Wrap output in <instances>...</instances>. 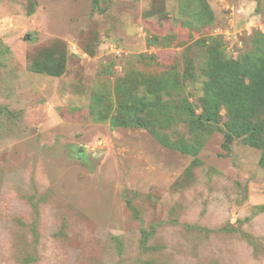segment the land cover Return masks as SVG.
Returning <instances> with one entry per match:
<instances>
[{"label": "rangeland", "instance_id": "obj_1", "mask_svg": "<svg viewBox=\"0 0 264 264\" xmlns=\"http://www.w3.org/2000/svg\"><path fill=\"white\" fill-rule=\"evenodd\" d=\"M205 2L197 23L192 0H0V264H264L260 150L217 132L186 175L112 124L165 77L196 101L211 42L236 59L264 34V0Z\"/></svg>", "mask_w": 264, "mask_h": 264}, {"label": "trees", "instance_id": "obj_2", "mask_svg": "<svg viewBox=\"0 0 264 264\" xmlns=\"http://www.w3.org/2000/svg\"><path fill=\"white\" fill-rule=\"evenodd\" d=\"M206 4L205 0H192L187 6L189 20L200 23L209 12ZM253 43L240 57L228 59L211 42L202 67V95L196 101L191 99L196 95L188 90L186 73L181 79L151 81L145 95L135 98L129 92L128 100L120 103L118 114L112 117L113 127L146 129L162 146L192 156L186 175L200 162L205 142L217 132L224 134L222 145L227 151L236 140L260 150L259 164L264 168V34L256 32ZM192 49L185 52L190 68L194 66L188 56ZM38 69L44 72L42 67ZM174 126L183 130L175 139L165 132Z\"/></svg>", "mask_w": 264, "mask_h": 264}]
</instances>
